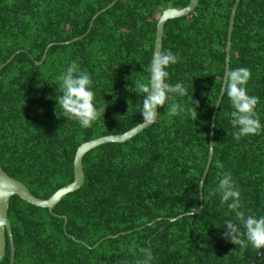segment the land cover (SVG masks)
Masks as SVG:
<instances>
[{"label":"trees","instance_id":"16d2710c","mask_svg":"<svg viewBox=\"0 0 264 264\" xmlns=\"http://www.w3.org/2000/svg\"><path fill=\"white\" fill-rule=\"evenodd\" d=\"M112 1L0 0V164L38 197L49 198L73 182L82 143L142 122L144 94L134 92V81L148 80L143 69L152 58L159 18L191 0H119L89 30L96 13ZM235 2L200 0L190 15L167 22L162 50L179 57L167 69V82L183 83L187 96L173 95L159 108L158 120L130 140L90 150L84 184L53 213L12 197L15 264H137L141 247H150L151 264H252L259 249H241L224 238L225 221H235V214L211 193L230 172L241 210L264 216V130L236 140L226 92L203 210L194 214ZM76 37L81 38L68 42ZM73 61L90 75L97 108L106 110L87 129L64 117L56 100L57 76ZM239 67L251 71L247 89L259 97L256 112L264 126V0L239 3L230 71ZM192 96L199 101L198 116L167 114L173 101L192 108ZM0 264H10L9 241ZM258 264H264V253Z\"/></svg>","mask_w":264,"mask_h":264},{"label":"clouds","instance_id":"9594fccd","mask_svg":"<svg viewBox=\"0 0 264 264\" xmlns=\"http://www.w3.org/2000/svg\"><path fill=\"white\" fill-rule=\"evenodd\" d=\"M178 61V55L171 50H155L149 65L143 69L149 74L147 82L134 81L136 89L134 92L144 94L140 114L143 117L142 124L145 126H151L158 120L157 109L164 108L173 95L182 97L188 95L183 83L177 82L172 85L167 82L169 78L167 69ZM250 79L251 71L244 67L235 68L227 73L226 95L233 109L230 116L233 128L237 129L233 133L236 140L258 135L264 130L256 112L259 97L248 93L247 84ZM57 81L61 94L56 100L58 107L63 110L64 117L77 121L81 127L87 129L92 127L102 115L104 116L106 110L96 106L90 75L86 71H81L75 61L57 76ZM129 91H133L131 87ZM192 105V108L186 109L180 103L173 101L166 111L169 116L182 113L185 116H198L196 109L199 101L193 100V96ZM217 193L220 196L221 206L226 205L229 211L235 214V221H225L224 238L241 249L248 247L249 244L255 249H264V216L245 215L241 210V193L230 172L223 173L211 195L215 196ZM139 251L143 254V259H139L137 264H151L153 257L150 247H141Z\"/></svg>","mask_w":264,"mask_h":264},{"label":"water","instance_id":"95a60500","mask_svg":"<svg viewBox=\"0 0 264 264\" xmlns=\"http://www.w3.org/2000/svg\"><path fill=\"white\" fill-rule=\"evenodd\" d=\"M119 0H114L110 4H108L106 7L101 9L94 18L92 19L91 27L93 26L94 20L103 12L111 8L115 3ZM241 0H236L230 17V23L228 28V38H227V44H226V67H225V74L223 78V85L221 89V93L219 95V98L216 102V106L212 115V123H211V131H210V143L209 145H212L209 147V156H208V162L206 165V169L204 171V175L200 182V208L194 212V214H199L203 210L204 206V183L205 179L210 171V167L213 161V155H214V131H215V124H216V118L217 113L219 110V107L221 105L222 99L226 92V85H227V73L230 71V61H231V48H232V38H233V31L235 26V19L237 10L239 7V3ZM200 0H191L186 6L184 7H169L165 9L158 21L157 24V32H156V38H155V47L154 51H160L163 48V41H164V33H165V27L167 22L170 19H176L184 16L190 15L197 6L199 5ZM88 30V31H89ZM82 37V36H81ZM81 37H76L71 41L77 40ZM65 43V42H64ZM51 45H49L46 49V52L44 53L43 59L38 62L42 63V61L45 59L47 55V51ZM13 56L2 65H6L12 60ZM157 112L159 114V108L157 109ZM153 125V124H152ZM149 126H145L144 124L139 123L135 127L131 128L130 130L121 133V134H108L104 135L102 137H98L95 139L88 140L84 143H82L76 152L75 160H74V173L75 177L73 182L70 184H67L66 186L58 189L54 194H52L49 198H41L33 194V192L28 188L26 184L23 182L15 179L11 175H9L1 166L0 164V261L4 258L6 254L7 249V242L10 243V264H15L16 260V246L13 236V230L11 226V222L9 219V208L11 204V199L14 195H19L22 199L26 200L27 202H30L36 206L43 207L49 209L50 212L53 213L54 207L60 203L63 198L68 195L71 192H74L82 187L85 181V170H84V157L85 155L92 149L105 144L109 142H125L136 136L138 133L143 131L145 128ZM186 214H192V212H188ZM65 217V225L67 224V217ZM176 218H173L175 220ZM119 235V234H118ZM264 249H259L257 255L255 256L252 264H258L259 260L263 256Z\"/></svg>","mask_w":264,"mask_h":264}]
</instances>
